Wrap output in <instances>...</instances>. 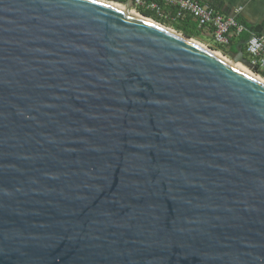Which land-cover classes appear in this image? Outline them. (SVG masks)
Segmentation results:
<instances>
[{
    "label": "water",
    "instance_id": "95a60500",
    "mask_svg": "<svg viewBox=\"0 0 264 264\" xmlns=\"http://www.w3.org/2000/svg\"><path fill=\"white\" fill-rule=\"evenodd\" d=\"M132 8L0 0V264H264L246 41L227 62Z\"/></svg>",
    "mask_w": 264,
    "mask_h": 264
},
{
    "label": "built area",
    "instance_id": "2783aa9c",
    "mask_svg": "<svg viewBox=\"0 0 264 264\" xmlns=\"http://www.w3.org/2000/svg\"><path fill=\"white\" fill-rule=\"evenodd\" d=\"M133 11L137 12V8L144 7L145 9L153 10L160 17L166 18L167 14L162 12L158 7V2L169 6H174L178 9V14L189 13L197 20L198 27L213 29V40L217 44H227L228 37L231 35V30L236 33L244 30V27L239 24L233 16L223 15L216 12L212 7L201 2V0H132ZM245 51L248 54L250 61L254 66L257 65L260 72L254 73L261 75L264 78V36L252 34L245 43Z\"/></svg>",
    "mask_w": 264,
    "mask_h": 264
},
{
    "label": "trees",
    "instance_id": "16d2710c",
    "mask_svg": "<svg viewBox=\"0 0 264 264\" xmlns=\"http://www.w3.org/2000/svg\"><path fill=\"white\" fill-rule=\"evenodd\" d=\"M117 3H124L126 0H112ZM145 2H150V0H145ZM210 6L218 13H221L219 5L216 2H212ZM158 7L162 12L167 14L166 18L160 17L153 10L145 9L144 7L137 8V12L147 18L154 20L161 25L171 28L174 31L182 34L183 36L191 39H197L210 44L212 48L218 50L222 54L228 57L229 53L234 52L235 45L239 41H246L252 33H257L256 29H249L247 26L244 27V30L240 33H236L234 29L231 30V35L228 37L227 44H217L213 40V29L209 28H200L198 27L197 20L194 16L189 13L178 14V9L174 6H169L163 3L158 2ZM238 22V21H237ZM239 23V22H238ZM240 24V23H239ZM247 27V28H246ZM208 32V33H206ZM243 52L245 56L249 58L248 54L245 51V45L243 46ZM254 72H260L257 65L254 66Z\"/></svg>",
    "mask_w": 264,
    "mask_h": 264
},
{
    "label": "crops",
    "instance_id": "0c3cea01",
    "mask_svg": "<svg viewBox=\"0 0 264 264\" xmlns=\"http://www.w3.org/2000/svg\"><path fill=\"white\" fill-rule=\"evenodd\" d=\"M201 2L209 6L216 2L223 15L233 16L243 26L258 31L252 34L264 36V0H201Z\"/></svg>",
    "mask_w": 264,
    "mask_h": 264
},
{
    "label": "bare ground",
    "instance_id": "6f19581e",
    "mask_svg": "<svg viewBox=\"0 0 264 264\" xmlns=\"http://www.w3.org/2000/svg\"><path fill=\"white\" fill-rule=\"evenodd\" d=\"M127 15H129V16H131V17H133V18H136V19H138V20H140V21H143V22H145V23H148V24H150V25H152V26H155V27H157V28H160V29H162V30H165V31H167V32H169V33H171V34L178 35V33H176V32H175L174 30H172L171 28H167V27H165V26H163V25H159V24H157V23H154L151 19H149V18H147V17H143V16L139 15V13H137V12H135V11H133V10H129V11L127 12ZM178 36H179V35H178ZM191 41L194 42V43H196V44L199 45L200 47H202V48H204V49H207L208 51L212 52L214 55H216V56H218V57H221V58L224 59L225 61L229 62V60L226 59L225 57H223L220 53H218V52H214V51H212V50H209L208 48H206V47H205L203 44H201L200 42H197V41H194V40H191ZM234 66H235L238 70H240V71H242L243 73H246V74H248V75H251V76L254 77L256 80H258L259 82H261V83L264 84V79H263V78H261L260 76H258V75H256V74L250 72V71H249L246 67H244L243 65L237 63V64H235Z\"/></svg>",
    "mask_w": 264,
    "mask_h": 264
},
{
    "label": "rangeland",
    "instance_id": "374dc122",
    "mask_svg": "<svg viewBox=\"0 0 264 264\" xmlns=\"http://www.w3.org/2000/svg\"><path fill=\"white\" fill-rule=\"evenodd\" d=\"M106 1H108V2H113V3H115V4H117V2H114V1H112V0H106ZM136 12V11H135ZM138 13V12H137ZM168 28V27H167ZM193 40H195V41H197V42H200L201 44H203L206 48H208L209 50H212V51H214V52H218V53H220L223 57H225L226 59H228L229 60V57H227L226 55H224V54H222L221 52H219L218 50H216V49H214V48H212V46H210V44L209 43H207V41L205 42V40L203 39V41H201V40H197V39H193ZM249 70V69H248ZM250 72H252L251 70H249ZM252 73H254V72H252ZM254 74H256V73H254ZM256 75H258V74H256ZM258 76H260L261 78H263L261 75H258ZM264 79V78H263Z\"/></svg>",
    "mask_w": 264,
    "mask_h": 264
},
{
    "label": "clouds",
    "instance_id": "9594fccd",
    "mask_svg": "<svg viewBox=\"0 0 264 264\" xmlns=\"http://www.w3.org/2000/svg\"><path fill=\"white\" fill-rule=\"evenodd\" d=\"M250 60V59H249ZM253 72V71H252Z\"/></svg>",
    "mask_w": 264,
    "mask_h": 264
}]
</instances>
